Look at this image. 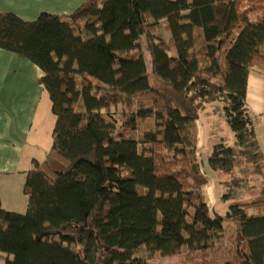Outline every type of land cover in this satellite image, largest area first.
<instances>
[{"label": "trees", "instance_id": "obj_1", "mask_svg": "<svg viewBox=\"0 0 264 264\" xmlns=\"http://www.w3.org/2000/svg\"><path fill=\"white\" fill-rule=\"evenodd\" d=\"M0 48L43 70L56 116L50 153L27 173V211L0 200V264H264V154L247 105L249 74L264 69V0H87L33 21L0 11ZM213 102L235 140L214 145L211 168L255 180L224 215L198 156Z\"/></svg>", "mask_w": 264, "mask_h": 264}, {"label": "crops", "instance_id": "obj_2", "mask_svg": "<svg viewBox=\"0 0 264 264\" xmlns=\"http://www.w3.org/2000/svg\"><path fill=\"white\" fill-rule=\"evenodd\" d=\"M86 1L0 0V11L33 21L42 12L70 15ZM42 76L43 70L30 59L0 48V200L4 209L18 213H25L28 208L25 193L28 171L35 167V161L46 160L53 144L56 116L50 94L40 82ZM247 105L258 119L256 135L264 154L263 68H255L249 74ZM198 129V147L205 149L210 133L207 135L200 119ZM210 186L209 179L203 190L214 215L219 195L215 185Z\"/></svg>", "mask_w": 264, "mask_h": 264}, {"label": "rangeland", "instance_id": "obj_3", "mask_svg": "<svg viewBox=\"0 0 264 264\" xmlns=\"http://www.w3.org/2000/svg\"><path fill=\"white\" fill-rule=\"evenodd\" d=\"M156 33L162 34L166 39L170 38L171 36V33L166 28L165 22H163L162 26L157 29ZM200 48H202L201 44L198 46V49ZM144 52L146 55L148 68L149 70H151L152 64L150 53L146 45H144ZM201 62L203 65L206 64L207 58L202 57ZM222 107V103L213 102L207 104L205 108L201 111L200 123L206 129L207 135H209V133L210 135L206 137L205 149L200 148L198 152L202 171L205 173L207 178L209 177L208 180L210 179L211 181L210 188H212V185L214 184V189L216 188L218 190V205L215 206V213L220 215H224V212L229 210L230 205L234 201L250 200L252 198V194L250 190H248V188L249 186L255 183V180L251 179L247 184L238 186L232 183L231 176H219L213 170H210L211 168L208 165V159L210 153L213 150L214 145L220 142H224L227 145H231L234 143L235 140L234 132L225 119ZM116 109L121 112L122 105H119ZM224 194H226L227 197L229 196L230 198L227 199ZM225 228L228 232H234V225L230 221L225 222ZM151 261L155 264L185 263V259L183 257H155Z\"/></svg>", "mask_w": 264, "mask_h": 264}]
</instances>
